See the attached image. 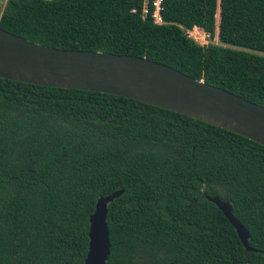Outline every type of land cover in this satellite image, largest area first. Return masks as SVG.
Wrapping results in <instances>:
<instances>
[{
	"label": "trees",
	"instance_id": "1",
	"mask_svg": "<svg viewBox=\"0 0 264 264\" xmlns=\"http://www.w3.org/2000/svg\"><path fill=\"white\" fill-rule=\"evenodd\" d=\"M142 1L6 0L0 29L145 58L264 107V57L247 52L264 53V0H162L160 25ZM120 189L106 264H264L263 146L128 98L0 78V264H81L97 197ZM203 193L230 204L256 252Z\"/></svg>",
	"mask_w": 264,
	"mask_h": 264
},
{
	"label": "water",
	"instance_id": "2",
	"mask_svg": "<svg viewBox=\"0 0 264 264\" xmlns=\"http://www.w3.org/2000/svg\"><path fill=\"white\" fill-rule=\"evenodd\" d=\"M0 78L44 87L106 93L156 106L237 134L264 147V107L166 65L129 55L55 49L0 29ZM122 190L97 197L81 264H106V206ZM204 198L229 222L245 251L248 234L218 197Z\"/></svg>",
	"mask_w": 264,
	"mask_h": 264
},
{
	"label": "built area",
	"instance_id": "3",
	"mask_svg": "<svg viewBox=\"0 0 264 264\" xmlns=\"http://www.w3.org/2000/svg\"><path fill=\"white\" fill-rule=\"evenodd\" d=\"M161 10H162V0H143L141 6V15L148 17L153 24L160 25L162 24L161 19ZM189 31L186 32V35ZM191 38V37H190ZM192 39V38H191ZM195 42V39H192Z\"/></svg>",
	"mask_w": 264,
	"mask_h": 264
},
{
	"label": "rangeland",
	"instance_id": "4",
	"mask_svg": "<svg viewBox=\"0 0 264 264\" xmlns=\"http://www.w3.org/2000/svg\"><path fill=\"white\" fill-rule=\"evenodd\" d=\"M5 1L6 0H0V12L4 9ZM187 34L192 39H195V43H197L199 45H205L208 42V40H207L206 36L204 35V33L201 30H199V29H194L193 31H189V33H187ZM211 43L215 44V45H218V46H221V47H225V48H233V47L228 46V45L219 44V43L216 42V40H212ZM233 49L239 50L238 48H233ZM247 52L251 53L253 55H256V56L264 57V53L252 52V51H247Z\"/></svg>",
	"mask_w": 264,
	"mask_h": 264
},
{
	"label": "crops",
	"instance_id": "5",
	"mask_svg": "<svg viewBox=\"0 0 264 264\" xmlns=\"http://www.w3.org/2000/svg\"><path fill=\"white\" fill-rule=\"evenodd\" d=\"M192 29L194 30V29H198V28H192ZM192 29H191L190 31H193ZM199 30H200V29H199Z\"/></svg>",
	"mask_w": 264,
	"mask_h": 264
}]
</instances>
